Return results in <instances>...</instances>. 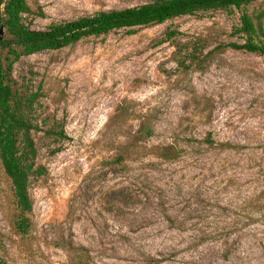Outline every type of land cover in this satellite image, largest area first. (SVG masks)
<instances>
[{"label":"rangeland","instance_id":"1","mask_svg":"<svg viewBox=\"0 0 264 264\" xmlns=\"http://www.w3.org/2000/svg\"><path fill=\"white\" fill-rule=\"evenodd\" d=\"M25 1L43 29L148 0ZM244 9L255 18L264 0ZM238 21L196 12L19 56L13 76L39 91L43 172L21 234L0 168L6 264H264V54L225 46L242 40ZM53 120L65 137L42 131Z\"/></svg>","mask_w":264,"mask_h":264},{"label":"trees","instance_id":"2","mask_svg":"<svg viewBox=\"0 0 264 264\" xmlns=\"http://www.w3.org/2000/svg\"><path fill=\"white\" fill-rule=\"evenodd\" d=\"M251 1L254 0H148L128 7L97 10L72 19L50 22L43 29H33L27 20L32 11L25 0H0V26L3 29L0 39V168L9 180L17 209L11 221L13 229L21 234L27 231L29 220L26 213L31 209L27 186L30 177L43 172V168L34 163L36 148L30 134L41 130L32 115L39 91L28 90L23 81L18 82L13 76V64L19 56L58 49L80 39L118 29L126 28L128 33H132L137 27L162 23L177 16L230 8L239 12L235 31L242 40L228 42L225 46L264 54V28L259 20L264 11L255 18L249 15L244 6ZM174 34V30H168L165 35L169 38ZM142 130L146 135L150 133L147 125H142ZM42 131L54 138L65 137L57 120ZM202 141L207 144L213 142L209 134ZM219 145L228 147L225 143ZM160 150L161 157L172 158L175 155L168 148L160 147ZM123 159L124 154L121 153L114 161L118 163ZM0 264H6L1 255Z\"/></svg>","mask_w":264,"mask_h":264},{"label":"water","instance_id":"3","mask_svg":"<svg viewBox=\"0 0 264 264\" xmlns=\"http://www.w3.org/2000/svg\"><path fill=\"white\" fill-rule=\"evenodd\" d=\"M2 35H3V29H2V26H0V39H1Z\"/></svg>","mask_w":264,"mask_h":264}]
</instances>
